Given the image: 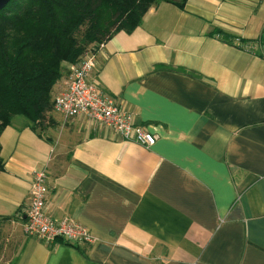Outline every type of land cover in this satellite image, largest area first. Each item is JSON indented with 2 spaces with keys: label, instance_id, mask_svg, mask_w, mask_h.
Segmentation results:
<instances>
[{
  "label": "crops",
  "instance_id": "obj_1",
  "mask_svg": "<svg viewBox=\"0 0 264 264\" xmlns=\"http://www.w3.org/2000/svg\"><path fill=\"white\" fill-rule=\"evenodd\" d=\"M263 40L264 0H188L97 49L91 81L152 146L83 115L52 111L44 136L16 117L1 135L0 264H264ZM38 170L46 213L91 243L24 232Z\"/></svg>",
  "mask_w": 264,
  "mask_h": 264
},
{
  "label": "trees",
  "instance_id": "obj_2",
  "mask_svg": "<svg viewBox=\"0 0 264 264\" xmlns=\"http://www.w3.org/2000/svg\"><path fill=\"white\" fill-rule=\"evenodd\" d=\"M160 2L184 8L188 0H11L0 10V167L5 128L22 117L44 136L68 66L119 31L133 32Z\"/></svg>",
  "mask_w": 264,
  "mask_h": 264
},
{
  "label": "built area",
  "instance_id": "obj_3",
  "mask_svg": "<svg viewBox=\"0 0 264 264\" xmlns=\"http://www.w3.org/2000/svg\"><path fill=\"white\" fill-rule=\"evenodd\" d=\"M104 44L105 42L100 43L97 48L87 51L83 57L69 66L67 87L56 95L55 111L65 118L83 115L91 121L112 128L125 140L147 147L152 146L156 143L158 135L136 126L132 114L114 96L103 92L91 81L96 64V51ZM48 192L46 171H35L23 226L24 232L47 243H55L58 238L75 243H91L93 237L87 227L70 218L57 221L46 213Z\"/></svg>",
  "mask_w": 264,
  "mask_h": 264
},
{
  "label": "water",
  "instance_id": "obj_4",
  "mask_svg": "<svg viewBox=\"0 0 264 264\" xmlns=\"http://www.w3.org/2000/svg\"><path fill=\"white\" fill-rule=\"evenodd\" d=\"M11 0H0V10H2Z\"/></svg>",
  "mask_w": 264,
  "mask_h": 264
},
{
  "label": "rangeland",
  "instance_id": "obj_5",
  "mask_svg": "<svg viewBox=\"0 0 264 264\" xmlns=\"http://www.w3.org/2000/svg\"><path fill=\"white\" fill-rule=\"evenodd\" d=\"M54 96H55V95H54ZM53 109H54V108H53ZM53 111H55V110H53ZM17 118H18V117H17ZM3 226H4V225H0V227H3ZM2 232H3L2 234L0 233V237L3 238V237L5 236V232H6V231H3V230H2Z\"/></svg>",
  "mask_w": 264,
  "mask_h": 264
}]
</instances>
